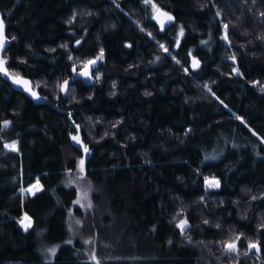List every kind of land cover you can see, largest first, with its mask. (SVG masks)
Returning <instances> with one entry per match:
<instances>
[{"label":"trees","instance_id":"trees-1","mask_svg":"<svg viewBox=\"0 0 264 264\" xmlns=\"http://www.w3.org/2000/svg\"><path fill=\"white\" fill-rule=\"evenodd\" d=\"M155 1L0 0V264H264V0Z\"/></svg>","mask_w":264,"mask_h":264},{"label":"rangeland","instance_id":"rangeland-1","mask_svg":"<svg viewBox=\"0 0 264 264\" xmlns=\"http://www.w3.org/2000/svg\"><path fill=\"white\" fill-rule=\"evenodd\" d=\"M148 3L150 4L152 12H154L157 9L160 8L155 0H149ZM153 5L155 7H153ZM0 20H2L1 15H0ZM3 31H4V29H3ZM100 55H101V52L96 54L94 57H89V58H86V59H83V60H78V62L75 65H73V66H76L78 69H80V68H84L88 64L89 61L99 62V61L102 60V59H97ZM0 60L5 61V57L2 55V51L1 50H0ZM4 66H6V61L4 63ZM0 71L5 73V71H2V70H0ZM86 80L91 81V78L90 79H86ZM64 83L65 82H61V84L59 85V88H60L61 91H62V86L64 85ZM19 84L21 86L25 87L24 83H19ZM32 87L34 89H37L38 85L35 84ZM66 89H67V85H66ZM9 145H13V142H9L7 146H9ZM82 168H83V166H82ZM210 181H215V180H210ZM209 182H208L207 188L208 189H213L214 187H210L209 186ZM67 183L70 184V185H74L77 188L76 204L80 205L81 207H84V208L89 207V205H90L91 183L88 180V178H86V176L84 174V170H81V163L78 164L77 170L73 171L68 176ZM38 187H39V183H35V184H33L30 187L29 191L32 192V191L36 190ZM77 201H79V203H77ZM182 220L186 221V225L184 226V228H186V226H188V224H189L188 223V219L187 218H183ZM20 221H21V225L24 228H26L27 225H28L27 215L23 214L22 217L20 218ZM72 222H73V217H70V222H69L70 223V230L73 232L75 229L73 227V223Z\"/></svg>","mask_w":264,"mask_h":264},{"label":"water","instance_id":"water-1","mask_svg":"<svg viewBox=\"0 0 264 264\" xmlns=\"http://www.w3.org/2000/svg\"><path fill=\"white\" fill-rule=\"evenodd\" d=\"M164 14H166V15H164ZM168 17H171V19H168ZM152 18L158 24V26L160 27L161 30L168 29L170 26L175 24V22L177 21V18H176V15L174 14V12H172L168 9H165V8H159L156 11H154ZM3 37H4V44H3V47H4L8 41V38L5 35L4 31H3ZM79 42H80V40L77 41L75 44L77 45ZM3 47L0 48V50H2ZM194 64L196 66H194ZM200 65H201V59L198 56L191 54V67L194 70H196L200 67ZM96 66H98V62H95L93 64L88 63L84 68H80V69H78L76 66H73L72 67V74L75 78L85 80V79H88L91 77L92 71ZM4 69L7 70V67L4 66ZM7 77L14 84H16V82H14L16 79L26 81L27 83H24L25 89L28 92V94L30 95V97L33 98L34 100H37V101H43L44 100V96L41 95L36 89H34L32 87L31 82L27 78H23L21 76H15L12 74H8ZM62 92L63 93L66 92V87L62 88ZM86 158H87V152H85V148H83L82 159L85 161Z\"/></svg>","mask_w":264,"mask_h":264},{"label":"snow or ice","instance_id":"snow-or-ice-1","mask_svg":"<svg viewBox=\"0 0 264 264\" xmlns=\"http://www.w3.org/2000/svg\"><path fill=\"white\" fill-rule=\"evenodd\" d=\"M145 2L147 3V2H149V0H145ZM153 7H155V6L153 5ZM164 15H166V14H164ZM168 19H171V17H168ZM226 27H227V25H225V28ZM3 28H4L3 21L0 20V48H2L3 44H4ZM182 34H183V30L181 29V35ZM224 38L227 39V36H225ZM161 47H163V45H161ZM165 51H167V49H165ZM102 58H103V50H101V55L97 59H102ZM4 63H5V61L0 60V70L5 71V74H7L6 69H4ZM88 63L89 64H93V63H95V61H89ZM194 66H196V65L194 64ZM14 82H16V83H27L26 81H22V80H19V79H16ZM66 85H67V81H65L64 85L62 86V88L66 87ZM7 124H8V122H5V127L7 126ZM73 139H77L78 140L77 137H73ZM8 147H10L13 150H15V144L9 145ZM85 152H87V148H85ZM82 165H83V161H81V170H83ZM209 186L210 187H218L219 184H218L217 181H210L209 182ZM77 203H79V201H77ZM185 225H186V221L181 220L180 223L177 226L180 227L183 230ZM236 239L238 240L239 237H237ZM249 248H257V250H258V246L256 244L251 243V242L249 243ZM226 249L228 251H236L235 242L228 243L226 245ZM50 251H52L53 254L55 253V249H51ZM93 259L95 260V255H93ZM97 264H99V261H97Z\"/></svg>","mask_w":264,"mask_h":264}]
</instances>
